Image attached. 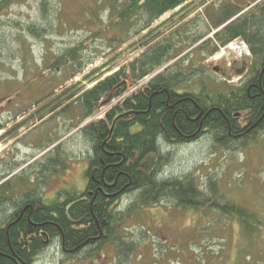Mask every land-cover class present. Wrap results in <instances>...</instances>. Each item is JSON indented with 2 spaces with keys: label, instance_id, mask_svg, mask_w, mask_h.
<instances>
[{
  "label": "trees",
  "instance_id": "16d2710c",
  "mask_svg": "<svg viewBox=\"0 0 264 264\" xmlns=\"http://www.w3.org/2000/svg\"><path fill=\"white\" fill-rule=\"evenodd\" d=\"M189 1L119 0L116 5L110 0L109 24L97 34L115 30L111 46L119 49L129 39L130 24L136 28L134 34L140 35L165 13ZM209 1L200 0L167 23L165 32L158 30L145 38L142 47L146 49L133 60L126 58L115 72L105 78L94 76L92 87L79 85L69 94V103L57 113L70 112L75 101H81L84 117L92 118L78 129L92 144L87 185L82 191L60 190L53 202H47L37 189L19 197L1 193L0 264H33L55 240L66 256L105 242H114L121 252L129 253L134 242L118 232L130 209V205L120 209L127 196L134 197L131 206H154L167 200L207 217L216 212V219L237 222L242 235L252 236L263 224L257 212L227 197L215 178L202 186L193 172L181 177L163 175L171 155L161 145L185 146L209 136L230 150L248 146L264 130V0H220L207 5L204 32L194 30L192 19L183 22ZM12 2L0 0V19ZM49 4L42 0L44 12ZM239 39L252 53L246 78L236 84L225 81V87L208 86L201 63ZM194 50L201 59L193 60ZM78 54L79 49L68 48L58 61L68 64ZM75 96V101L70 100ZM9 175L0 178V187L8 183Z\"/></svg>",
  "mask_w": 264,
  "mask_h": 264
},
{
  "label": "rangeland",
  "instance_id": "374dc122",
  "mask_svg": "<svg viewBox=\"0 0 264 264\" xmlns=\"http://www.w3.org/2000/svg\"><path fill=\"white\" fill-rule=\"evenodd\" d=\"M12 1L0 19V178L10 174L0 194L19 197L37 189L47 202H53L60 190L85 189L92 155L91 142L78 130L92 120L84 117L81 101L72 97L75 104L70 112L58 114L57 110L69 103L68 96L77 86L90 88L94 76L105 78L126 58L139 56L146 49L142 47L145 38L158 30L165 32L167 23L200 0L165 13L140 35L134 34L136 28L130 24L129 39L119 49L111 46L115 30L97 34L109 24L110 0H49L46 12L42 0ZM217 1L193 10L183 22L192 19L194 30L206 31L205 7ZM115 3L120 5L119 0ZM240 43L246 45L247 53L227 45L201 63L208 86L225 87V81L236 84L246 78L252 53L241 39L232 42ZM68 48L79 49L76 61L69 58L68 64L60 63V55ZM193 53L194 61L202 58ZM247 145L228 150L204 136L189 145L161 147L171 155L164 165L165 177L193 172L202 186L215 178L227 197L257 212L263 224L252 236L242 235L237 222L216 219V212L207 217L167 200L154 206H131L134 197L127 196L120 209L129 205L130 209L118 232L134 242L129 253L121 252L114 242H105L66 256L55 240L33 264H264V130Z\"/></svg>",
  "mask_w": 264,
  "mask_h": 264
},
{
  "label": "bare ground",
  "instance_id": "6f19581e",
  "mask_svg": "<svg viewBox=\"0 0 264 264\" xmlns=\"http://www.w3.org/2000/svg\"><path fill=\"white\" fill-rule=\"evenodd\" d=\"M228 48L229 49L231 48L232 50H237L239 52L242 51V52H246L247 53V51H248V49H247V47H246V45L244 43L231 44V45L228 46ZM223 50H225V49H223ZM110 96L108 97L109 99H110Z\"/></svg>",
  "mask_w": 264,
  "mask_h": 264
},
{
  "label": "flooded vegetation",
  "instance_id": "af4514ba",
  "mask_svg": "<svg viewBox=\"0 0 264 264\" xmlns=\"http://www.w3.org/2000/svg\"><path fill=\"white\" fill-rule=\"evenodd\" d=\"M33 207V206H32Z\"/></svg>",
  "mask_w": 264,
  "mask_h": 264
}]
</instances>
